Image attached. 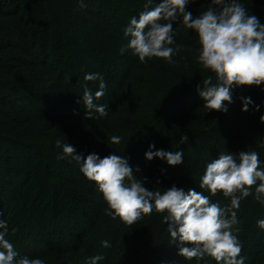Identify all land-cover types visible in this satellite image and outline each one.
Returning <instances> with one entry per match:
<instances>
[{
	"label": "rangeland",
	"instance_id": "obj_1",
	"mask_svg": "<svg viewBox=\"0 0 264 264\" xmlns=\"http://www.w3.org/2000/svg\"><path fill=\"white\" fill-rule=\"evenodd\" d=\"M49 1L53 22L47 30L37 32L35 27L28 26L29 37L23 39L26 42L19 36L20 32L6 35L4 30H0L2 44L12 43L14 47L15 43L24 42L25 45L23 51H14L11 48L0 51L1 57L4 58L10 54L13 62L9 60V63L17 65L22 72L16 75L18 83L21 84L16 86L12 84L11 88L3 93H1L3 88H0L2 101L12 107L8 109L0 103V109H4L9 114L6 119L10 121L18 117H29L26 126L17 128L26 146L13 147L0 144V220L6 221L5 238L13 244L19 256L41 258L45 264H90V258L95 256L96 251L101 253L107 251V248L102 246V241H108L109 238L102 230L107 205L98 186L94 194H89L90 187L95 182L92 183L84 176L80 171V164L71 160V157L57 158L62 154V147L55 148L56 141L60 140L61 144L72 145L76 149V154L85 158L93 153L100 158L110 154L123 156L133 168L136 178L142 179L148 189L146 184L148 182L145 181L149 179L147 175L151 171L147 172L146 178H143L142 175L147 168L140 165L142 154L140 148L135 153L126 149L125 141L136 143L134 147H139L142 137L133 138L134 133L122 128L126 110L131 106L130 101L127 103L120 101L116 107L113 106L116 94H119L118 84L122 79L121 75H124L121 74V69L126 72L128 63L132 61L131 58L136 57L131 49L123 54L120 52L129 40L124 36V28L133 16L138 18L148 0H88L83 3V7L78 0L80 7L77 11L73 10V6L67 0ZM159 2L160 0H152L149 7H155ZM29 49L34 56L29 57L28 61L31 62L24 65L18 60L20 55L27 53ZM35 66L40 70L36 68L33 70ZM3 72L4 69L0 68V74ZM93 73H99L104 78L105 95L94 100V103L98 106H106L107 115L101 117L93 109V119H87L82 96L85 87L94 95L95 91L99 90V81H85L84 77ZM64 91L67 92L66 95H63ZM73 101L75 104H72ZM190 102L192 107L194 102ZM23 107L29 113L19 116V109ZM42 112H47L46 114L49 115L43 120L46 121L48 130L32 117ZM2 119L0 115V120ZM61 119L66 123L60 121ZM96 120L103 122L105 127L100 126L99 131L103 128L102 136L93 132L97 126L99 127L94 123ZM53 122L55 124L51 126ZM70 128L73 129V135L68 130ZM2 131H5V128H2ZM235 131L237 130L229 131L216 141H208L206 138V149L199 153L200 161L204 162L207 158L204 153H209V150L211 154H209L210 159L206 160L207 164L219 158L220 154H232L238 159L237 151L238 155L241 151H255L251 139L234 143L232 136ZM14 134L16 132L9 135ZM114 135L121 137L124 146L110 142V138ZM237 144L239 148H236V152H231V148L235 149ZM243 144L246 146L242 147ZM28 146L37 147V153L26 148ZM33 154L37 159L33 158ZM50 159L53 161L54 171L49 177L45 173L44 166ZM261 163L264 164V161ZM137 168L139 172L135 171ZM201 170L205 172L206 165L201 166ZM152 180L154 178L149 179ZM76 183L83 184L82 188H75ZM58 185H64L68 192L75 189V199L73 200L67 193L63 202L57 200L54 189ZM14 190L17 191L18 198L24 196L21 200L24 211L23 222L19 226L14 225L10 220L12 214L4 211L8 204L12 203L13 208L17 204L16 200L14 202L13 199L8 198V194ZM194 190L208 195L210 200L221 208L226 207L227 202L230 201V198H225L222 193L212 196L210 192L200 189L199 186ZM155 215L157 214L145 216L150 220L153 216L157 217ZM122 227H115L116 229L113 227L115 232L113 236H118L121 240L129 236L126 229L125 234L123 233ZM126 227L128 228L129 225L125 224ZM0 231L4 230L0 229ZM119 239H114L112 243H118ZM167 242L169 241L160 240L161 248L168 256L174 254V248L179 250L177 241ZM166 245H169V250L164 249ZM110 254L112 256V252Z\"/></svg>",
	"mask_w": 264,
	"mask_h": 264
},
{
	"label": "trees",
	"instance_id": "obj_2",
	"mask_svg": "<svg viewBox=\"0 0 264 264\" xmlns=\"http://www.w3.org/2000/svg\"><path fill=\"white\" fill-rule=\"evenodd\" d=\"M86 1L88 0H83V3ZM67 2L73 6L75 11L80 7L78 0H67ZM240 3L244 5L248 15H254L261 24H264V0H240ZM210 4L211 0H194V2L190 0L186 11L191 12L193 17H196L206 11ZM52 22L53 15L49 0H0V30H4L6 35L11 32H20L19 36L21 39L26 40L30 34V29H27L28 26L32 25L38 32L47 30ZM173 38L175 44L172 47L181 46L180 50L172 57L173 63H169L162 58H148L145 63H141L138 56H136L132 57V61L128 63L127 73L124 69H121V74L124 75H121L122 79L118 84L119 94H116L113 106L116 107L120 101L122 103L130 101L129 104L131 106H128L126 110L125 123L122 128L134 133L133 138L142 137L139 147H134L136 143H127L125 141L126 149L135 153L140 148L142 153L139 160L140 165L147 168L142 176L143 178L147 176H149V179L154 178L152 181H149V179L145 181L148 182L146 183L148 189H151V191L158 189L163 192L174 185L187 193L189 190L199 186L200 178L204 173L201 170V166H207L206 160L210 159V150L209 153H204L207 157L205 158L204 156V162H201L199 157V153L204 152L206 149V138L208 141H216L223 138L229 131L232 132V130L236 129L237 131L232 136L233 142L251 139L253 146H255V151L259 154L260 161H264V122H261L260 119L264 115V84L251 87L233 86L231 90L232 102L225 103L227 111H209L204 108L205 101L198 93V86L202 88V80L209 76L213 77V82L215 83V74L210 70L204 69L198 62L201 47L198 34L192 29H186L178 20L173 22ZM24 42L15 43L17 46L14 45V47H12V43L4 45L0 42V51L8 48L14 51H23L25 49ZM32 56L34 55L31 54L29 49L27 53L20 55L18 61L26 65L27 62H31L28 60ZM9 60L13 62L10 54L6 55V58L0 55V68L4 69V72L0 74V88H3L1 93L11 88L12 84L14 86L21 84V82L18 83L16 75L22 72L17 65L9 63ZM35 64L37 66V63ZM36 66L33 70H40ZM66 94L67 92L64 91L63 95ZM242 98H250L252 101L247 112L241 110L243 106ZM190 101L194 102L192 107L189 104L191 103ZM0 103L4 104L6 108L12 109L8 103L2 101L1 97ZM72 104H75L74 101ZM256 106H259L258 110H256ZM19 110L20 114L16 113L19 116H25V114L29 113L25 107ZM46 113L42 112L36 116L32 115V117H35L34 120L41 123L45 129H47V125L45 124L46 121L43 120L49 116ZM0 115L3 117L0 120V144L13 147L24 146L23 137L21 134L19 135L17 128L26 126L29 117H18L10 121L6 119L9 114L4 109H0ZM62 119L60 121H63ZM94 123L99 125V127L97 126L93 132L102 136L101 130L105 128L103 122L96 120ZM53 124L55 123L53 122L51 126ZM100 126L103 128L99 131ZM2 128H5V131H2ZM68 130L73 135V129L70 128ZM13 132H16V134L9 135ZM184 135H187L188 140L184 144H180L181 137ZM153 144L155 145V148L152 149L153 151L161 149L165 151L182 150L184 153L183 163L177 166H169L166 160L159 158H153L148 161L145 158V153L149 150V146ZM118 145L124 146V141H121ZM245 146V144L242 145V147ZM26 148L36 152L37 147L28 146ZM55 148L59 147L56 146ZM236 148H239L238 144L235 149L231 148V152H236ZM33 158L37 159L36 155ZM50 160L44 166L45 173L49 177L54 171L53 161ZM260 168L264 170V164L261 163ZM147 172H150L149 175H147ZM158 179L159 181H156ZM94 184L90 187L91 191L89 194L96 192L97 185ZM82 185L76 183L74 187L82 188ZM74 191L75 189L68 192L65 190L64 185H58L54 189L57 200L62 202L65 200L67 193L74 200L76 194ZM16 192V190L12 193L10 192L8 198L9 200L13 199L14 202L16 200L17 204L14 208L11 205L12 203L8 204L4 211L10 212L12 214L10 220L14 222V225L17 224L19 226L23 222L24 211H22L21 200L24 196L19 195L22 198H18ZM229 205L230 201L227 202L226 206ZM11 209H13L12 212ZM235 211L238 219V224L235 227H238L240 231L234 234L237 235L242 245L240 255L244 258V264H264V230L257 224V221L264 219V203L255 199V188L252 189V195L240 201V207ZM153 213L157 214L155 215L157 217H150L151 219L149 220L146 215L128 228H125V224L118 217L113 219L111 216L106 215L102 223V230L109 237L108 242L111 246L107 248L106 253L96 251L95 256L104 257L98 263L216 264L215 260L207 255L203 259L193 258L190 261L185 260L184 257L178 254L179 250L175 248H172L174 254L168 256L161 248L162 243H160V240L163 239L168 240L169 242L167 243L172 241L167 230L168 226L163 222L164 214L156 213L155 211ZM113 227H122L124 234L126 229L129 236L122 240L118 236L114 237ZM116 238L119 241L113 244L112 242ZM169 245H166L164 249L169 250ZM177 246H179L178 241ZM110 252H112V256Z\"/></svg>",
	"mask_w": 264,
	"mask_h": 264
},
{
	"label": "clouds",
	"instance_id": "obj_3",
	"mask_svg": "<svg viewBox=\"0 0 264 264\" xmlns=\"http://www.w3.org/2000/svg\"><path fill=\"white\" fill-rule=\"evenodd\" d=\"M190 0H160L155 7H149L152 0L144 5L138 18L133 16L124 28L128 43L120 49L121 54L131 49L141 63L146 58H162L173 63V55L181 46L173 38V22L179 20L186 29L198 34L201 45L198 62L204 69L215 74L202 80L203 87L198 93L205 101L204 108L209 111L226 112L225 103L232 102V87L260 86L264 84V24L257 17L248 15L240 0H211L206 11L193 17L186 11ZM194 2V0H193ZM83 7V0H80ZM85 81H99V90L94 95L85 87L82 99L86 108V118L93 119L92 110L101 117L107 115L106 106L96 105L105 95L106 84L99 73L86 74ZM242 111L247 112L252 104L250 98H242ZM259 106H256L258 110ZM264 122V115L260 117ZM188 137H181L180 144L187 142ZM112 144H119L121 137L112 136ZM62 147L58 159L71 157L80 164L84 176L98 186L107 205L105 214L113 219L119 218L124 224L132 225L143 216L156 213L164 214L163 222L167 224L172 242H179L178 254L185 260L203 259L205 255L213 258L216 264H244L240 255L242 245L236 234L238 227L237 212L240 201L252 195L255 188V199L264 203V170L260 168V157L256 151H241L238 159L232 154H220L219 158L207 164L200 178L199 187L212 196L222 193L230 198V205L221 208L201 191L172 186L161 192L150 191L142 179H137L133 168L126 158L110 154L100 158L97 154L87 157L76 154V149L68 144L56 141ZM150 145L145 158L166 160L169 166L183 163L182 150H156ZM71 160L69 162H71ZM139 172L137 168L135 170ZM257 182L258 186H257ZM264 230V219L257 221ZM0 264H45L41 258L19 256L13 244L5 238L6 221L0 220ZM102 246L110 247L108 241ZM104 259L96 255L90 258V264H97Z\"/></svg>",
	"mask_w": 264,
	"mask_h": 264
}]
</instances>
